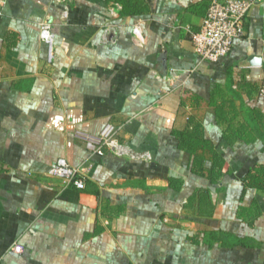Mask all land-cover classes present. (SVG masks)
<instances>
[{"label": "crops", "instance_id": "0c3cea01", "mask_svg": "<svg viewBox=\"0 0 264 264\" xmlns=\"http://www.w3.org/2000/svg\"><path fill=\"white\" fill-rule=\"evenodd\" d=\"M210 1L131 0L123 13L68 0L65 18L56 0L4 1L0 264H264V189L247 185L264 167V0L216 62L192 45ZM107 123L149 157L92 154L76 136ZM59 157L90 162L83 189L48 175Z\"/></svg>", "mask_w": 264, "mask_h": 264}, {"label": "built area", "instance_id": "2783aa9c", "mask_svg": "<svg viewBox=\"0 0 264 264\" xmlns=\"http://www.w3.org/2000/svg\"><path fill=\"white\" fill-rule=\"evenodd\" d=\"M5 0H0V10ZM63 5L62 18L67 16V1L56 0ZM256 0H211L203 17L198 31L192 34V45L195 54L200 60L216 62L225 57L231 51L235 41L246 33L245 23L250 10ZM134 40L137 44L142 42V33L138 25L132 29ZM38 38L46 46V61L53 60L54 35L51 23L43 20L39 24ZM257 95L264 98V77L258 85ZM118 127L112 123L104 125L102 130L96 134L81 131L76 136L82 139L87 149L92 154L103 153V148H108L113 153L127 156L130 159H147V153L135 152L120 144L116 140ZM90 170V162L85 161L78 165H71L62 157L54 159L49 166L48 175L64 180L76 189L85 187V180ZM14 251H20L21 247L13 246Z\"/></svg>", "mask_w": 264, "mask_h": 264}, {"label": "trees", "instance_id": "16d2710c", "mask_svg": "<svg viewBox=\"0 0 264 264\" xmlns=\"http://www.w3.org/2000/svg\"><path fill=\"white\" fill-rule=\"evenodd\" d=\"M131 0H115V2L121 4L122 12H133L131 9L134 5L131 3ZM182 141L184 144L188 145L192 141V137L182 133ZM256 176H248L247 177V185L256 188L264 189V180H262V176H264V167H258L255 169Z\"/></svg>", "mask_w": 264, "mask_h": 264}, {"label": "water", "instance_id": "95a60500", "mask_svg": "<svg viewBox=\"0 0 264 264\" xmlns=\"http://www.w3.org/2000/svg\"><path fill=\"white\" fill-rule=\"evenodd\" d=\"M255 62H256V61H255ZM255 62H254V64H256Z\"/></svg>", "mask_w": 264, "mask_h": 264}]
</instances>
